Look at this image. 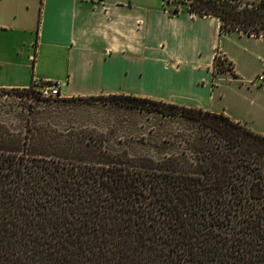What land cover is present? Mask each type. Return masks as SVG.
Here are the masks:
<instances>
[{"label": "trees", "instance_id": "obj_1", "mask_svg": "<svg viewBox=\"0 0 264 264\" xmlns=\"http://www.w3.org/2000/svg\"><path fill=\"white\" fill-rule=\"evenodd\" d=\"M181 4L218 18L222 33L264 37V0ZM213 66L232 71L217 55ZM74 100L159 117L146 141L157 158L129 154L96 125L48 121L22 142L0 135V264H264L263 135L223 113L131 94L60 102ZM166 122L180 127L162 134Z\"/></svg>", "mask_w": 264, "mask_h": 264}, {"label": "crops", "instance_id": "obj_2", "mask_svg": "<svg viewBox=\"0 0 264 264\" xmlns=\"http://www.w3.org/2000/svg\"><path fill=\"white\" fill-rule=\"evenodd\" d=\"M158 5V8L156 7ZM163 0H0V88L131 94L223 113L264 136V37ZM220 56L232 71L217 72Z\"/></svg>", "mask_w": 264, "mask_h": 264}, {"label": "rangeland", "instance_id": "obj_3", "mask_svg": "<svg viewBox=\"0 0 264 264\" xmlns=\"http://www.w3.org/2000/svg\"><path fill=\"white\" fill-rule=\"evenodd\" d=\"M146 1L136 0L139 4ZM259 0H241L242 3L255 5ZM165 9H183L187 5L181 4V0H163ZM158 8V5L156 4ZM39 86V84H38ZM38 86L34 89L38 91ZM5 89V88H3ZM76 98V97H67ZM63 97L53 100L41 94L18 95L8 90L0 89V135L7 141H23L27 134V127L43 125L45 122H54L57 125L73 123L75 126L96 125L114 142L121 139L125 145L121 149L127 150L131 155H149L157 158L156 149L148 145L151 136L148 129L159 124V117L140 113L128 109L119 104H98L96 102L61 103ZM159 118V119H158ZM38 124V125H36ZM144 126V129L141 128ZM180 125L166 122L162 127V134L173 130ZM156 129L157 126L155 127ZM161 128V127H160ZM141 134L146 136L141 138ZM138 140V141H137ZM147 141V142H146ZM151 143V140L150 142Z\"/></svg>", "mask_w": 264, "mask_h": 264}, {"label": "built area", "instance_id": "obj_4", "mask_svg": "<svg viewBox=\"0 0 264 264\" xmlns=\"http://www.w3.org/2000/svg\"><path fill=\"white\" fill-rule=\"evenodd\" d=\"M264 81L263 75L257 76V78L254 80V83H260ZM38 86V85H35ZM39 94L45 97L49 98H55V97H62L60 93V83H42L38 86Z\"/></svg>", "mask_w": 264, "mask_h": 264}, {"label": "flooded vegetation", "instance_id": "obj_5", "mask_svg": "<svg viewBox=\"0 0 264 264\" xmlns=\"http://www.w3.org/2000/svg\"><path fill=\"white\" fill-rule=\"evenodd\" d=\"M179 11V8L177 9ZM191 14V13H190ZM197 15V14H196Z\"/></svg>", "mask_w": 264, "mask_h": 264}]
</instances>
